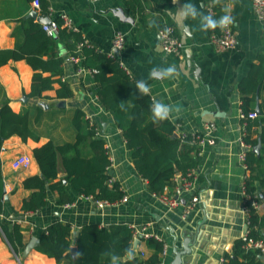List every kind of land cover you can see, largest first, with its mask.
Returning a JSON list of instances; mask_svg holds the SVG:
<instances>
[{
  "label": "crops",
  "instance_id": "0c3cea01",
  "mask_svg": "<svg viewBox=\"0 0 264 264\" xmlns=\"http://www.w3.org/2000/svg\"><path fill=\"white\" fill-rule=\"evenodd\" d=\"M188 2L195 4L204 14L215 18L221 16L210 11L211 0H179L178 4L173 0H47V6L53 8L54 18L61 14L69 15L82 37L94 49L115 54L131 81H146L151 88L147 95L152 103L155 99L180 108L179 113L174 111L168 119L175 128L171 138H178L182 132H201L208 122H215L217 130L214 132V144H206L198 159L197 180L193 188L180 195V206L169 208L149 189L147 179L137 170L123 129L118 126L113 111L103 98V85L96 78L97 73L88 69L80 72L82 61L78 64L71 61L68 49L61 43L60 53L65 56L64 72L54 78L67 82L72 95L58 98L61 84L57 80L52 89L34 100L29 96L33 68L25 59L10 58L0 66V101L7 99L17 113L29 110L32 129L38 137L23 140L12 135L0 146L4 195L9 196L8 200H3L6 204L2 219L10 226L18 224L24 235V246L17 253L0 227V264H59L54 257L37 248L26 257L22 256L30 239L33 236L40 238L48 225L57 221L71 225L74 248L77 235L86 225L110 227L124 224L135 229L145 226L148 233L159 237L163 243L160 264H172L175 249L183 250L186 239L192 252L183 256V264H221L225 253L232 252L235 241L248 229L242 183L251 172L246 171L240 155L253 150L252 146L249 149L240 142L245 124L241 117L245 94L240 84L252 76L255 66L264 56V25L253 11L252 0H222L221 4L225 3L235 17L238 43L225 52H216L210 40L219 28L200 31L198 20L176 15L178 8ZM32 3L33 0H0V50L15 47L13 31L21 19L33 17L41 23L46 19L43 15L46 12H37ZM165 21L175 25L183 41L181 58L163 50L159 29ZM119 31L126 36L125 47L121 50L113 46V39ZM169 66L176 68L174 77L150 78L154 67ZM45 75L51 74L47 72ZM112 75L111 72L108 74L109 77ZM125 86L126 80L115 75L107 84V95L114 103L122 100L131 106L134 96L124 89ZM246 96L254 111L257 106H260L261 113L264 111V87ZM76 109L84 112L85 119L91 120L97 135L105 141L109 159H112L110 173L120 184L127 200L112 201L99 207L94 196L79 195L71 203L59 204L58 193L48 190L43 208L23 211V200L32 192L24 187L23 182L29 176L41 174L33 150L48 141L56 144L74 142L77 137L74 124ZM124 113L127 114L128 110L125 109ZM85 151H89L88 145ZM22 154L31 156L32 162L27 168L15 169L13 161ZM261 154L262 148L256 155ZM260 171L256 192L259 206L256 209L260 216H264V162ZM65 176L59 159L56 180ZM176 185L174 181L167 186L165 193L174 196ZM193 195H199L202 202L184 215V208ZM133 236L132 248L141 251L140 257L147 259L152 256L154 250L144 235L133 231ZM261 258L264 263V256Z\"/></svg>",
  "mask_w": 264,
  "mask_h": 264
},
{
  "label": "trees",
  "instance_id": "16d2710c",
  "mask_svg": "<svg viewBox=\"0 0 264 264\" xmlns=\"http://www.w3.org/2000/svg\"><path fill=\"white\" fill-rule=\"evenodd\" d=\"M211 1L215 15L222 16L220 9L222 0L219 4L215 0ZM40 2L43 12H46L47 0ZM57 20L61 28L58 36L54 37L49 36L41 22L33 17L21 19L17 29L13 31L16 37L15 47L0 50V66L7 63L10 58L25 59L31 65L34 74L29 96L34 100L41 98L44 91L52 89L57 80L61 84L57 93L58 98H69L72 95L67 82L54 78L64 72L65 56L61 55L59 45L63 43L69 54H77L76 45L83 37L79 31L63 27L60 18ZM80 54L83 56L81 66L98 69L96 78L103 85L101 89L103 98L113 111L118 126L123 129L128 146L133 152L137 170L147 179L149 189L161 195L167 186L173 184L177 173L185 175L189 169L196 166L198 159L192 156L194 147L181 142L179 138L170 137L175 128L168 119L154 122L150 110L151 98L139 94L136 89L137 82L129 79L117 57L88 46H83ZM47 72L51 75H45ZM110 72L113 73L111 77L108 76ZM115 75L126 80L124 89L134 96L131 106L124 103L122 107L120 106L122 100L114 103L108 97L106 87ZM261 87H264V56H261V63L255 66L252 76L240 84L241 91L245 94L242 112L246 115L254 111L250 106V99L246 96L247 93ZM99 96L103 100L102 95ZM125 109L128 110L127 114L124 113ZM243 121L246 123L244 140L252 147L258 143V129L262 128V154L257 156L252 149L247 152V164L251 173L246 180V189L248 193L256 194L257 183L261 179L260 168L264 162V111L255 119L246 117ZM74 124L77 130L74 142L56 144L48 141L33 150L41 174L29 176L23 182L26 189L32 190L23 200V211L43 208L47 202L48 190L58 193L59 204L71 203L79 195H91L97 199L110 201H117L123 197L124 192L120 184L114 182L110 186L108 182L111 177L110 169H107L110 159L105 141L85 119L81 109H76ZM12 135H18L23 140L38 137L32 129L30 111L17 113L10 107L8 100L3 98L0 101V146ZM87 145L89 151H85ZM59 159L66 176L64 179L56 180L59 174ZM4 192L0 160V227L18 253L24 246V235L18 224L10 226L2 219L6 204L3 201ZM247 203L250 207L248 229L251 236L258 237L264 228V216L257 213V209L251 206V201ZM133 239V229L128 225L100 227L98 224H90L79 232L74 248L71 225L57 221L49 224L46 232L41 235L37 250L54 257L59 264H111L109 252L119 257L115 264H160V252L163 250L161 241L154 237L148 238V245L154 253L143 259L140 257L141 251L132 248ZM128 248L133 250L132 256L126 255L125 250ZM224 257L226 261L223 264H264L260 252L256 249H247L242 238L235 241L232 252L225 253Z\"/></svg>",
  "mask_w": 264,
  "mask_h": 264
},
{
  "label": "built area",
  "instance_id": "2783aa9c",
  "mask_svg": "<svg viewBox=\"0 0 264 264\" xmlns=\"http://www.w3.org/2000/svg\"><path fill=\"white\" fill-rule=\"evenodd\" d=\"M33 8L37 12H43L42 11V5L40 0H33ZM210 11L215 13L213 9V2L211 1L210 3ZM252 7L253 11L256 14V16L259 18V20L263 23L264 25V0H252ZM220 8L222 9L223 13L222 15L226 14V11L228 13L229 9L228 6H226L225 3L220 5ZM53 14V8L51 6H47L46 13L43 14L46 16V19L49 20H44L41 24L43 29L47 32L49 36H54L57 37L59 32H60V22L57 20V18H60L62 21V26L67 27L68 29H74L75 31L77 30V27L74 25L73 20L71 17L67 14H61L59 17L54 18L52 16ZM231 14V13H230ZM159 35H160V40L161 44L163 47V50L167 54H173L176 55L177 57H183V50H184V44L183 41L177 32V29L175 25L168 23V22H163L162 25L160 26L159 29ZM213 48L215 49L216 52H225L229 49L234 48L237 43H238V38H237V31L235 29V23L233 25L228 26L227 28L219 30L217 32H214L211 35V40H210ZM126 44V36L123 32L119 31L115 34V37L113 39V46L117 50H121L125 47ZM83 46H88V47H93L87 39L83 38L82 41H79L76 45V52L77 54H70L69 58L71 61L74 63L78 64L82 61V54H80V50ZM117 57L115 54L111 55ZM85 69H88L92 73L96 74L98 72V69H92V68H86V67H81L80 72L84 71ZM241 117L244 120L246 117L255 119L258 117V114L256 111H251L247 115L244 112H241ZM88 118V117H87ZM245 122V121H244ZM90 125H94L91 120L89 121ZM217 130V124L215 122H208L205 124L203 130L201 132H194V133H185L182 132L180 135H178V138L181 140L183 143H188L190 146L194 147L193 155L195 158L199 159L200 156H202L204 148L206 144H214V132ZM246 133V123L244 124V129H243V135L240 138L241 144L246 147V148H251V145L247 143L244 140V135ZM98 134V131H97ZM241 159L243 163L245 164V169L246 171H249V166L247 164V152H242L241 153ZM112 159H110V164L107 167V169H110L112 163ZM32 162V157L26 154H22L17 156L14 161H13V167L15 169L24 167L27 168ZM250 175H246L244 177L243 183H242V189L244 193V203H243V209L244 212L247 215V225L249 226V216H250V207L247 203V201H251V206L254 208H257L259 206V198L257 194H250L247 192L246 189V180ZM197 180V168L196 166L192 167L191 169L188 170V172L183 175L180 173V175L175 176L173 179V182L176 181L177 185L175 187V193L174 196H169L164 192L159 196L161 201L168 206L169 208H175L177 206H180V195L187 190H190L193 188L194 183ZM109 183H114V177L111 175L109 178ZM121 188V187H120ZM167 188V187H166ZM165 188V189H166ZM122 189V188H121ZM120 201H126L127 196L123 195ZM202 202L201 198L199 195H193L190 202L185 206L184 208V215L189 214L192 210H194L198 204ZM96 203L99 207H103L105 205L111 204L112 201L108 199H97L96 198ZM133 231H135L138 234H143L146 239L150 237H154L156 239H159V237H155L154 235H151L150 233L147 232V227H141V228H132ZM245 241V247L247 249H256L260 252V256H264V228L262 229V233L258 237H254L250 235L249 229L245 231L243 236L241 237ZM226 261V258L223 257L221 259V264H223Z\"/></svg>",
  "mask_w": 264,
  "mask_h": 264
},
{
  "label": "clouds",
  "instance_id": "9594fccd",
  "mask_svg": "<svg viewBox=\"0 0 264 264\" xmlns=\"http://www.w3.org/2000/svg\"><path fill=\"white\" fill-rule=\"evenodd\" d=\"M178 2L179 0H173L174 4H178ZM215 2L219 4L220 0H215ZM225 11H226L225 15H222L219 18H215L211 14H204L203 12L199 11L198 7L195 4H193L192 2H188L181 5L178 8V12L176 13V15L185 19L191 18L193 20H198L199 30L207 32L209 30H215L217 28L223 30L235 23V17H233L230 13H228L227 10ZM168 12L170 15H172L170 9L168 10ZM175 74H176L175 66H169L166 68L154 67L150 72V78H159V79L172 78L175 76ZM136 89L138 90L139 94L142 95H147L151 91L150 86L144 80L137 81ZM124 103L125 102H121L122 107ZM150 110L154 122H159L169 119L174 111L176 113L180 112L179 107L173 108V106L165 104L162 101H158L155 99H153V103L151 105ZM125 253L128 256H132L133 250L131 248H128L125 250ZM108 255L111 258V264H115V261L119 259V257L115 253L109 252Z\"/></svg>",
  "mask_w": 264,
  "mask_h": 264
},
{
  "label": "water",
  "instance_id": "95a60500",
  "mask_svg": "<svg viewBox=\"0 0 264 264\" xmlns=\"http://www.w3.org/2000/svg\"><path fill=\"white\" fill-rule=\"evenodd\" d=\"M120 15V14H119ZM49 20V19H45ZM27 98H25L26 100ZM64 102V101H63ZM62 102V103H63ZM41 105L45 104L41 102ZM256 112L258 115H261V109L260 106H257ZM261 132L262 128H259V137H258V143L253 147V151L257 154L261 153V148H262V138H261ZM5 193V192H4ZM9 196L7 194L4 195L3 200H8ZM138 240H136L135 243H137ZM40 244V238L37 236H33L30 241L25 245L22 256L26 257L33 249L37 248ZM192 252V249L189 247V240L186 239L184 242L183 250L179 251L178 249H175V259L172 264H183V256L190 254Z\"/></svg>",
  "mask_w": 264,
  "mask_h": 264
}]
</instances>
